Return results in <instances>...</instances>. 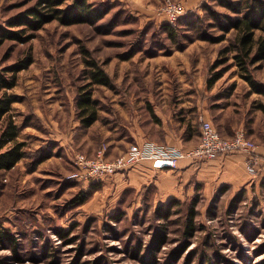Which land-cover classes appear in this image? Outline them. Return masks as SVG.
<instances>
[{
	"label": "rangeland",
	"instance_id": "1",
	"mask_svg": "<svg viewBox=\"0 0 264 264\" xmlns=\"http://www.w3.org/2000/svg\"><path fill=\"white\" fill-rule=\"evenodd\" d=\"M34 1L0 0V24ZM88 1L104 12L96 22L53 20L27 42L0 47L5 75L32 58L12 88H0V97H16L9 115L26 150L0 170V230L14 239L0 241V264H264V177L210 192L197 182L133 187V164L92 182L67 178L78 153L93 158L103 149L112 160L133 147L134 130L162 133V123L175 122L195 97L252 94L253 107L264 104L231 58L218 64L233 34L219 26L225 10L216 7V19L204 10L209 0H175L185 13L171 29L162 26L165 0ZM89 60L110 83L88 86L98 118L82 126L76 99L90 81ZM217 71L222 75L208 86ZM250 73L264 86V59ZM204 119L198 115L196 125Z\"/></svg>",
	"mask_w": 264,
	"mask_h": 264
},
{
	"label": "trees",
	"instance_id": "2",
	"mask_svg": "<svg viewBox=\"0 0 264 264\" xmlns=\"http://www.w3.org/2000/svg\"><path fill=\"white\" fill-rule=\"evenodd\" d=\"M35 0L30 6L25 7L13 16L9 17L5 25L0 24V47L6 40L27 42L35 31L43 27L45 23L56 20L61 24L69 25L75 23H93L101 19L104 12L91 5L88 0ZM210 4L204 5V10L209 12L215 19L220 13L216 7L222 8L224 22L219 21V26L227 32H232V37L221 49L225 54L218 64L226 62L230 58L232 64L239 69L240 76L244 78L253 91L264 94V86L254 79L250 73V66L264 59V0H209ZM162 26L171 29L168 22ZM220 39L225 38L221 35ZM32 62L31 57L21 59L4 70L8 75L0 72V88L9 89L16 84L17 73L27 68ZM90 66V81L83 86L76 99V111L82 126H90L98 118L97 106L92 93L88 89L91 84L109 85V75L95 61H87ZM222 75L217 71L209 77L207 85H212ZM16 97L5 92L0 97V122L6 118L0 130V170H7L25 156V142L18 140V126L10 117L11 104ZM259 108L264 112V104ZM6 146V147H5ZM5 147V148H4ZM4 148V149H3ZM264 188V179L261 181ZM80 203L87 199V193L78 195ZM173 202V201H172ZM163 213L162 216H168ZM193 210H190L187 233L193 230L191 223ZM158 235V240L163 236ZM14 240L6 231L0 230V241Z\"/></svg>",
	"mask_w": 264,
	"mask_h": 264
},
{
	"label": "crops",
	"instance_id": "3",
	"mask_svg": "<svg viewBox=\"0 0 264 264\" xmlns=\"http://www.w3.org/2000/svg\"><path fill=\"white\" fill-rule=\"evenodd\" d=\"M195 98L194 103L187 110H181V117H178L175 122L162 123V133L154 134L148 129L141 128L134 130L133 145L152 140L181 148L194 147L198 144L201 133L200 123L196 125L197 118L198 115L203 114L204 118L210 120L223 136L232 135L237 128H245L248 136L257 144V152L264 153V116L259 107L252 106V94L248 97L246 95L221 96L220 99L213 97L214 99L209 100ZM221 102L224 103L221 104ZM191 115H193V121L189 120ZM186 120L189 124H185ZM18 138L23 139L19 133ZM245 158L246 154L243 152H231L203 159L183 158L175 166L164 168L154 166L150 160H142L133 164V187L154 182L161 185L163 189L174 185L180 189L187 183L197 182L202 185L204 192H210L212 189L222 188L228 184L233 187L239 186L251 177H257L260 181L264 174L247 173ZM51 162L55 163L53 160Z\"/></svg>",
	"mask_w": 264,
	"mask_h": 264
},
{
	"label": "built area",
	"instance_id": "4",
	"mask_svg": "<svg viewBox=\"0 0 264 264\" xmlns=\"http://www.w3.org/2000/svg\"><path fill=\"white\" fill-rule=\"evenodd\" d=\"M165 21L174 25L185 13L184 6L175 0H165L161 8ZM201 133L198 144L191 148H181L176 145L146 140L139 145H133L127 152L112 160L104 157L100 149L93 158L78 153L73 160L76 169L71 171L68 179L92 182L123 170L131 164L142 160H150L159 168L173 167L180 159H203L231 152H245V167L252 175L264 174V153L256 151V143L243 128L237 129L231 136H223L213 126L210 120L201 122Z\"/></svg>",
	"mask_w": 264,
	"mask_h": 264
}]
</instances>
